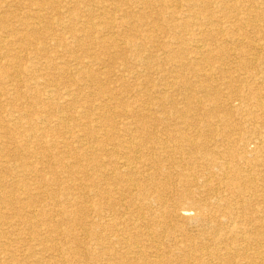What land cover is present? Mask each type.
I'll return each instance as SVG.
<instances>
[{"label":"bare ground","instance_id":"bare-ground-1","mask_svg":"<svg viewBox=\"0 0 264 264\" xmlns=\"http://www.w3.org/2000/svg\"><path fill=\"white\" fill-rule=\"evenodd\" d=\"M27 1L26 5L20 6L21 0H0V10L4 12L3 15H0V42L9 46L12 51L9 56L10 50L7 49L5 56L9 58L0 61V79L8 83V87H3V84H0V113L5 112L6 117L9 119V126H7L8 129L6 132L4 131V134L15 138L20 134L18 129H22L23 134H25V140L31 145L30 150L25 149V152L29 153V155L31 154V158H38L40 161L46 157L50 158V161L53 159L54 164L52 165L56 164L58 169L48 167L49 165L43 169L50 176V182H57L58 176L65 175L67 168L71 167L68 174L65 175L66 188H64L79 191L81 198H83L80 199L77 196L80 206L76 210L69 212L65 207H58L59 210H56L57 214L55 216L59 213L60 219H53L50 216L46 222L45 212L34 207V205L44 202L43 193H41L43 197H38L32 193V190H39L45 184L42 178L38 177L40 171L37 172L31 166L33 164L20 165L21 172H24V174L16 182H8L0 175V187H5L6 185L10 191L15 190L17 192L14 196L8 195L9 191L3 193L0 196V204L3 206L5 202L7 204L8 201H13L15 205V202L20 199H25L24 201H26L24 204L19 205L17 213L24 216L21 220L22 232H26L29 240H32V242L34 240L39 241V244L43 245L41 252H49L50 258L57 264H70L69 260L64 259L62 250H60L65 248L66 243L59 235L69 233L72 230L71 221L75 217L77 220H81L91 212L95 220L90 226L84 228L86 230L83 231V234L85 236L84 240L92 241L95 246V262L102 264H172L174 262L178 264H264V39L258 37L253 39L251 37L248 40L246 36L248 33L245 36L239 33L240 29L243 30V26H249L257 35H264V25H259L261 23L258 19L260 15H263L264 0H140L137 5H140L143 9L141 8L142 10L137 12V16H134L136 19L132 21L120 20L117 24L118 26L111 20L100 19L101 17L93 20L87 17L85 22L79 21L78 11L82 0H75L72 6L68 5V0H63L62 4L65 11L61 12V6L57 3V0ZM112 1L113 4L112 2L109 5L100 3L102 4L101 6L98 4L93 7L96 10L120 12L118 5L123 0ZM130 3L135 4V0H131ZM155 3L160 7H167L171 4H174L176 8L185 6L184 15L179 19L173 17L174 14L172 16L170 14V17L160 21V24L156 23V20L148 19L149 13L146 10L150 9L151 5L153 8L157 7V5H154ZM241 3H244V6L251 8V10L245 9L244 12H240L242 18H239L238 6ZM18 6L25 7L26 11H21V8L16 9ZM215 13H219L220 17H215ZM128 15L125 18L129 19ZM13 20L21 23L24 29L23 33H18L17 30L10 26V22ZM98 20H101L102 23L97 24ZM75 22L83 26L81 32L83 33L84 41L90 46L88 49L95 47L104 51L110 49L105 46L104 41H90L92 40L90 36H93L97 31L96 25L104 24L103 28L107 29L111 36L114 35L115 29L121 30L120 32H123V35L130 36L137 28H147L134 32L136 37H130V39L127 36V39H122L121 37L123 44L117 45L116 54L111 51V53L105 51L106 59L104 60L94 57L90 58L91 62L87 64L99 69V73H102L101 70L106 66V62L114 64V61L119 59L127 60L124 59L126 47L129 49L136 47L140 49L138 47L140 44H137L136 38L144 37L150 41L154 39L156 41L152 42L156 43L155 47L159 49L168 48V46L160 44V41L154 37V31L166 34L169 28L165 29L164 23L171 27L170 34L172 37L170 39L174 43V47L171 46V50L168 51L172 55L164 54V56L162 55L163 57H158L157 54L158 58L153 56L143 59H138V56L135 57L138 60L137 66L139 69H135L133 74L137 76L136 80L142 79L141 81H143L142 86L139 84L140 80L138 84L141 90L146 93H143L146 104H141L136 98L130 102L128 101L130 104L123 106L119 104L120 99L117 98L121 114L124 115L123 122L117 123L106 118L109 102L111 100L116 101V96H114L112 91L106 92L107 88L102 85L103 83L100 84L97 79L99 76L96 74V76H91V78L88 73L86 75L82 73L83 76L80 73L81 77L78 80L75 79V82L72 81L63 88L65 91L64 98L67 99L68 103L66 102L61 111L52 112L50 105L45 103H38L41 105L39 106L41 113L36 109L37 103H35L34 97L29 92L32 90L30 85L33 83L31 81L35 79L36 73L43 71V69L30 61L27 65H23L19 62V56L21 54L30 55L32 49L35 50L41 47L40 45L36 48L33 37L39 32L41 25L44 27L54 25L57 28L55 31H59L58 37L68 33L75 40V25L73 24ZM203 23H206V27H201L206 29L200 28ZM187 24L191 25V32H188L186 37L181 38L184 34L179 28L184 30ZM173 29L176 30L173 31ZM70 36L66 37V39H69L68 43L73 40ZM197 36L207 40L211 46L209 45L210 47L207 48V44H199L192 48V53L183 51L184 48L192 45ZM66 39L64 38L63 41ZM193 43H196V41ZM228 43L233 46L230 50L224 47V44L228 46ZM76 45L79 48L81 47L78 43ZM230 55L237 59V56H240L239 61L236 62V67L244 77L239 78L240 81L229 77L224 82L231 90L228 93L226 92L225 96L223 95V101H218L217 97L215 98L217 93L213 90L214 86L211 89L207 86L200 88L202 92L206 93L207 98L211 96L208 98L209 100L203 99L205 103H208L209 108L207 110H211L209 114L205 112L206 110L199 107L204 105L198 101L199 99L202 100V98L199 97V99L196 98L195 100L192 95L187 96L184 107H177L174 103H171V114H169L170 117L168 118L163 116V119L158 118L153 116V113H150V107L154 108L156 106L159 109L160 106V100L147 96V94L157 90L154 85H151V83L155 82H152L153 78L156 79L159 75L158 79L160 80L156 82L160 83L164 80L166 82L164 86L167 88L173 86L181 87V85L184 87L186 82L184 76H181L179 81L173 80V82H170L171 84H168V81L163 79L162 74H159L163 72L162 70L158 71L160 66L152 64L153 61L162 59L163 65L174 63L176 65L175 69L181 68L180 70L184 71V65L191 62L189 57H193L192 62L194 61L201 68H205L207 63L221 61L223 57ZM24 59L27 60V58ZM49 60L50 58L48 57L46 62L51 65L52 60L50 61L51 63ZM80 64L79 66H81ZM211 64L213 65V63ZM124 65L127 67V64ZM213 67H216V65ZM62 73L66 74L64 69ZM110 73H112V70H106L101 76H107ZM165 73L168 74L166 71ZM25 75H28L27 80L24 78ZM204 77L211 78V73L204 75ZM245 78L250 81H245ZM86 79H92L93 98L98 96L103 99L104 94L108 96L104 97L103 104L92 103L93 107L101 105L98 107L100 112L97 118H90L92 114H88V110L85 109L84 111L88 113L83 110L80 112L85 113L84 121L80 123L76 120L77 123L75 124L73 119L71 120L73 115L71 117L69 115L73 109L70 106L79 100L82 101L83 97L87 98V101L89 97H92L89 96L91 90L85 93L81 90V86H83ZM58 81L60 82L61 80ZM234 82H237L238 85L233 90L232 83ZM75 84L77 85L75 86ZM251 84L258 86L254 85V88H251L249 87ZM119 85L120 87L123 86L122 84ZM22 87L25 92L19 91ZM183 87L182 89H184ZM246 87L248 88V93L243 95L240 90H244ZM6 99L10 100L7 110H5V104L2 103ZM166 101L169 100L167 99ZM233 103H236L235 110L232 108L235 105ZM248 104L254 105L257 111L256 115L251 112L250 114L248 113ZM128 107L130 108L128 109ZM158 109L157 113H160ZM241 111L248 114L252 118L253 123H258V125H254V133L251 134L254 140H251V137L250 139L245 138L246 135L239 139L233 138V132L239 126L237 123L234 125L232 123L233 126L232 128L230 127L232 132L227 128L229 124L227 121L230 120L231 112L240 113ZM215 112L221 115L214 121ZM249 121L251 120L247 122ZM37 123L43 126L39 128V126L34 125ZM31 124L34 126L31 127ZM91 124L96 127L93 131L95 133L86 132L88 125ZM72 125H75L74 128L78 127L80 133L74 134ZM36 129H42L43 133L38 132ZM120 130L125 135V139L115 136L117 135L115 131ZM56 133L60 136L56 137ZM67 138L71 139V141L73 140L75 144L66 142ZM57 139H62L63 142ZM38 140H42L46 144L50 143L48 145L50 148H56V144H61L64 152L71 153V157L67 156L65 161H60L58 158L53 157L51 155L52 152L50 153L47 149L38 151L40 147L38 148L35 145L39 142ZM225 140L227 143L225 142L224 144ZM14 144L16 146V142ZM38 146L41 145L38 144ZM11 152L13 151L1 145L0 141V159H2L1 154L7 155V153ZM100 152H105L106 155H104L106 157H101L103 155H100ZM59 155L62 156L61 154ZM69 159L73 160L74 165L71 164L73 166H65L70 161ZM198 160L199 162L197 163L196 161ZM165 163L168 168L165 167ZM35 165L38 164L36 163ZM89 171L95 175L93 178L95 180L87 184L90 188L86 189L84 188L86 177L81 176V180L75 178L78 180L75 181L74 175L77 172L85 175ZM71 175L73 176L71 177ZM159 175L163 177L162 180L155 182L156 177ZM26 176H32L33 179L29 181ZM48 193L49 195H54L51 191ZM57 197L59 196L57 195ZM48 198H51V196H48ZM3 208L6 211L10 210L12 213L11 208ZM4 210L0 213V223L6 220ZM13 210L15 211L14 208ZM187 224L198 226L207 235L204 236L203 234L195 238L190 237L184 228ZM43 230L44 233H42ZM45 233L47 234L44 235ZM7 234L0 228V235L5 239L16 236V240L19 241L15 242L13 240L16 244L25 242L19 233L12 234L11 237H8ZM229 238V242L223 244ZM56 241L59 243L57 244ZM195 241L200 244L197 245ZM11 242L10 244H12ZM48 242L52 243L51 248H48ZM211 248L213 249L211 250ZM0 250H3L2 245H0ZM26 250L28 251V256L24 257V254L20 256L22 258L21 263L29 261L30 264H53L51 259L45 261L40 256L41 254L35 256V253H32L29 248ZM15 252L16 250H7V252L3 253L13 261L16 257ZM77 253L79 254V252ZM18 254H21L20 251ZM69 254L70 256L76 255L73 251H70V248Z\"/></svg>","mask_w":264,"mask_h":264},{"label":"rangeland","instance_id":"rangeland-1","mask_svg":"<svg viewBox=\"0 0 264 264\" xmlns=\"http://www.w3.org/2000/svg\"><path fill=\"white\" fill-rule=\"evenodd\" d=\"M69 1V6H72L73 3H75V0H68ZM67 1V3H68ZM108 1V2H107ZM131 0H123L121 3H119V10L120 12H111L108 11V10H102V9H99V10H96L95 7L93 6H96V5H109L113 4V1L112 0H82L80 1V4H79V11H78V18H79V21L81 22H85L86 18L88 17V19H94V18H100V19H108V21H112L115 23L116 26H118V22H120V20L122 21H132L133 19L135 20L136 18H134V16H137V12H140L143 8L140 6V5H137V3H139L140 0H135V4H131L130 3ZM21 5L20 6H24L27 4V0H21ZM63 0H57V3H59V5L61 6V11H65L64 10V7H63V4H62ZM83 2V3H81ZM95 2V3H94ZM91 3V4H90ZM102 3V4H100ZM154 5H157V3H155ZM18 6V8L16 9H20L21 8V11H26V8L25 7H20ZM171 6V7H170ZM63 7V8H62ZM159 7V8H158ZM242 7V8H241ZM93 8V9H92ZM142 8V9H141ZM179 8V9H178ZM238 11H239V18H242L240 12H244V10H251V8H247L244 6V3H241L239 6H238ZM168 9V10H167ZM149 13V17L148 19H151V20H156V23H159L160 24V21L164 20V19H167L169 18L170 14L171 16L173 15V17L175 18H181L183 17L184 15V11H185V6H182V7H177L174 6V4H171V5H168L167 7H160L157 5V7H152L151 5V8L150 9H146ZM154 10V11H153ZM157 10V11H156ZM164 10V12H163ZM123 11V13H122ZM171 11H174V12H171ZM178 13H176V12ZM90 12V13H89ZM162 12V13H161ZM262 12V11H261ZM4 12H2L0 10V15H3ZM128 13V14H126ZM164 13V14H163ZM169 13V14H168ZM117 14V15H116ZM120 14V15H119ZM122 14V15H121ZM100 15V16H99ZM103 15V16H102ZM110 17H109V16ZM128 15L127 17L128 18H125V16ZM176 15V16H175ZM112 16V17H111ZM122 16V17H121ZM115 17V18H113ZM215 17H220V14L219 13H215ZM84 20H83V19ZM119 18V19H118ZM82 19V20H81ZM116 19V20H115ZM259 21L261 24L259 25H264V11H263V15H260L258 17ZM98 23H102L101 20H98L97 21V24ZM75 25V33H74V38L75 40L70 36V34L68 33H64L62 34L61 37H58V34H59V31H55V29H57L54 25L52 26H48V27H44V26H40L41 29L39 30V32L34 35V44L37 46L36 48H38V46L41 45L40 48L38 49H32L31 52H30V55H23L21 54L19 56V62H21L23 65H27L28 62H32L34 65H36L37 67H40L43 69V71L39 72V73H36V76H35V79L31 82H33L31 85H30V88L32 89L30 92V94H32V96L34 97V101L35 103H37V106H36V109L39 113H41V110H39V105L38 103H45V104H48L50 105V108H52V112H56V110H59L61 111L62 108L66 105V102H67V99L64 98L65 96V91L63 90V88H65L67 85H69L72 81H76L78 80L81 76H83L82 73H88L89 76L91 77H94V76H99L97 79L98 81L100 82V84L102 85H105L104 87L107 88L106 89V92L107 91H112L114 93V96L116 101L115 100H111L109 102V109L107 111V114H106V118L111 120V121H115L117 123H120V122H123L124 121V115L121 114V110L119 109V104L123 105V106H126L128 104H130L129 102L131 100H135L136 98L138 99V101H140L141 104H146V100H145V97L143 98V91L141 90V88L139 87V84L140 86H142L141 84H143V81H141L142 79H138L136 80V75H134V70L136 69H139V67L137 66V59L135 58L136 56H138L139 58L138 59H143L145 57L147 58H150V57H153V56H156V58L158 57H163L164 54L165 55H172L168 50H171V46L174 47V43L171 41V37L172 35L170 34V30H171V27L170 25L168 26V24H165L164 23V28L167 29L169 28V31L166 32V34H162L161 32H158V31H154V37L158 39V41H160V44H163L164 46H168V48H162V49H159L156 46V43H153L152 41H156L154 39H152V41L148 40V39H145L144 37H140V38H136L137 39V44H140L138 47H140V49H138L137 47L136 48H132V49H129L128 47H126L125 49V58L124 59H127V60H116L114 61V64L113 63H109V62H106L104 66V68L101 70L102 73H99V69H97L96 67H93V65L90 66V64L88 65L87 63L91 62V60H89L90 58L94 57V58H97V59H106L105 57V51L106 52H113L114 54H116V50H118V46L117 45H121L123 44L122 42V39H127V37L130 39V37H136L135 36V33L134 32H139L140 29H147L146 27H140L135 29L134 32H132V34L130 36H127V35H123V32H120L118 29H115V33L114 35H110V33L107 32V29H104L103 25H96V29L97 31L93 34V36H90V38H92V40H90L91 42H95V41H104L105 42V46L106 47H109L110 49L108 50H98L96 49L95 47H92V49H88L90 48V46L87 45V42L84 41V37L82 36L83 33L81 32L83 26H81L80 24H77V22L73 23ZM10 26H12L13 29L17 30L18 33H23L24 29H23V26L21 25V23L17 22L16 20H13L12 22H10ZM98 26V27H97ZM191 25L187 24V27L183 30L181 28H179V30L184 34L183 36H181V38H184V36L186 37L187 36V33L188 32H191L190 29H192L190 27ZM198 26V25H197ZM206 27V23H203L200 25V28L201 29H206V28H202V27ZM99 28V29H98ZM249 28V29H248ZM73 29V30H74ZM95 29V30H96ZM177 29V28H176ZM176 29H173V31H175ZM78 30V31H77ZM104 30V31H103ZM138 30V31H137ZM186 30V31H185ZM244 30V31H243ZM243 30L240 29V32L241 35H246L248 33V35H246L248 37V40L251 39V37L253 39H255L254 37H258V38H262L264 39V35L260 34L257 35L256 33H254L253 29L250 28L249 26H243ZM252 30V31H251ZM78 33H77V32ZM80 31V32H79ZM119 31V32H118ZM242 31V32H241ZM99 33V34H98ZM105 33V35H104ZM47 35V36H46ZM96 35V37H95ZM102 35V36H101ZM110 35V36H109ZM41 36V37H40ZM71 37L72 39V42L71 43H68L69 42V39H66V37ZM127 36V37H126ZM250 36V37H249ZM112 37V38H111ZM122 37V39H121ZM64 38L66 39L65 41ZM31 39V38H30ZM109 39V40H108ZM114 39V40H113ZM58 40V41H57ZM60 40V41H59ZM77 40V41H76ZM107 40V41H106ZM36 41V42H35ZM118 43H116V42ZM174 41V40H173ZM196 43H193L195 42ZM55 42V43H54ZM59 42V43H57ZM108 42V44H107ZM115 42V43H114ZM152 42V43H151ZM176 42V41H174ZM192 42V45H189L187 46L186 48L183 49V51L185 52H188V53H192L191 51L192 48H194L196 45H199V44H207L206 47H210L211 45L209 44V42L207 40H204L202 38H199L198 36L195 37V40ZM61 43V44H60ZM76 43L79 44V46H81V50H79L80 48L76 45ZM113 45H112V44ZM120 43V44H119ZM211 43V42H210ZM155 44V45H154ZM64 45V47H62ZM110 45V46H109ZM210 45V46H209ZM226 48H228V50L232 49L233 46L232 44H229L228 43V46L226 44H224ZM3 46V47H2ZM52 46V47H51ZM75 46V47H74ZM151 46V47H150ZM232 46V47H231ZM77 47V48H76ZM2 48V49H1ZM61 48V49H60ZM83 48V49H82ZM128 48V49H127ZM10 50L11 48L9 46H6V44L4 43H1L0 42V61H3L5 58H9L8 56H5V52ZM96 49V50H95ZM64 50V51H63ZM84 50V51H83ZM87 50V51H86ZM92 50V51H90ZM115 50V51H114ZM139 50V51H138ZM55 51V52H54ZM73 51V52H72ZM111 51V52H110ZM132 51V52H131ZM158 51V52H157ZM168 51V52H167ZM233 51V50H232ZM89 52V54H88ZM102 52V53H101ZM136 52V53H135ZM160 52V53H159ZM12 51L10 50L9 52V56L11 55ZM98 53V54H97ZM104 53V54H103ZM135 53V54H134ZM43 54V55H42ZM49 54V55H48ZM53 54V55H52ZM61 54V55H59ZM63 54V55H62ZM68 54V55H67ZM86 54V55H85ZM88 54V56H87ZM141 54V55H140ZM157 54H158V57H157ZM42 55V56H40ZM72 55V56H71ZM163 55V56H162ZM25 56H28V57H25ZM100 56V57H99ZM129 56V57H128ZM144 56V57H143ZM2 57V58H1ZM50 58L49 62L51 63L48 64L46 62V59L47 58ZM233 57V58H232ZM238 59L234 56H228V57H223L221 61H214V62H210V63H207L206 67L205 68H201L199 64H197L196 62H192L193 60V57H189V60L191 59V62L190 64H187V65H184L183 67V70L184 71H181L180 69L181 68H176V65L174 63H169V64H165L163 65V61L162 59H157L155 61H153L152 64H154L155 66H160V68H158L160 70H162L163 72L162 73H159V74H162V76L164 77L163 79L167 80L168 81V84H171L170 82L173 80L175 81H179V78L181 76H184V78L186 79V82L184 83L185 86L183 87L181 85V87H165L164 84L166 83L164 80L161 81L160 83H157L158 79L160 76L158 75V77L153 78L152 82L154 83H151V85H154L156 87L157 90L153 91V93L151 94H147V96H151L153 98H155V100L157 99L159 102H160V106H159V109L156 108V106L153 107H150L151 110H150V113H153V116L155 117H158V118H162L163 117H170L169 114H171V110H170V104L171 103H174L175 106L177 107H184L185 105V101H186V98L188 95H192V97L196 100L199 99V97L202 98L199 99L198 101H200L202 104L204 105H201L199 106L200 108H203L204 110H206L205 112H211V110H207L209 107H208V103H205L204 100H209L208 98H210L211 96H209L207 98L206 96V93L202 92L201 91V87H205L207 86L208 88H212L213 86V90L215 91V93H217V95L215 96L216 99H218V101H223V95L225 96L229 90H231L229 88V86L227 87L224 82H226L229 77H231L233 80H237V81H240L239 78H242L244 76H242V73L240 70L237 69L236 67V62L239 61V58L240 56H237ZM24 58H27L24 59ZM46 58V59H45ZM74 58V59H73ZM83 58V59H82ZM171 58V57H170ZM230 58V59H229ZM29 59V60H28ZM225 59V60H224ZM235 61H234V60ZM38 60V61H37ZM88 60V61H87ZM233 60V61H232ZM58 61V65L56 64V62ZM62 61V62H61ZM74 61V62H73ZM136 61V62H135ZM224 61V62H223ZM226 61V62H225ZM232 61V62H231ZM78 62V63H77ZM83 62V63H82ZM218 62V63H217ZM81 63V64H80ZM136 63V64H135ZM213 63V65L211 64ZM48 64V65H47ZM79 64L81 66H79ZM118 64V65H117ZM124 64H127V67L124 65ZM162 64V65H161ZM211 64V65H210ZM228 66H227V65ZM104 65V64H103ZM122 65V66H121ZM191 65V66H190ZM214 65H216V67H213ZM221 65V67H220ZM230 65V66H229ZM44 66V67H43ZM110 66V68H108ZM220 68H219V67ZM91 67V68H90ZM93 67V68H92ZM107 67V68H106ZM208 67L210 68L208 70ZM81 68V69H80ZM112 68V69H111ZM8 69H10L8 67ZM65 70V73H62V70ZM77 70V71H76ZM79 70V71H78ZM84 70V71H83ZM110 71L112 70V73H110V75L108 74L107 76H101L105 71ZM128 70V71H127ZM168 73L166 74L165 71ZM195 70V71H194ZM202 72H201V71ZM67 71H68V74H67ZM76 73V76L74 74V72ZM88 71V72H87ZM189 71V72H188ZM212 71H214L212 73ZM228 71V72H227ZM231 71V72H230ZM10 72V71H9ZM43 72V73H42ZM62 74H60V73ZM70 72V74H69ZM98 72V73H97ZM80 73H81V76H80ZM181 73V74H180ZM201 73V74H200ZM208 73H211V78H206L204 77V75H208ZM235 73V74H234ZM12 74V72H11ZM64 74V75H63ZM79 74V75H78ZM94 74V75H93ZM96 74V75H95ZM118 74V76L116 77V75ZM212 74H215V75H212ZM227 74V75H226ZM63 75V76H62ZM66 75V77H64ZM122 75V76H121ZM126 75V76H125ZM226 75V76H225ZM236 75V77H235ZM23 76V75H22ZM61 76V77H59ZM114 76V77H113ZM131 76V77H129ZM189 76V77H188ZM200 76V78H199ZM214 76V77H213ZM70 77V78H69ZM91 77V78H92ZM124 77H126L124 79ZM202 77V78H201ZM226 77V78H225ZM228 77V78H227ZM1 78V77H0ZM24 78L27 80L28 78V75H25ZM69 78V80H68ZM205 78V79H204ZM216 78V79H215ZM220 78V79H219ZM56 79V80H55ZM67 79V80H66ZM76 79V80H75ZM106 81H105V80ZM128 79V80H127ZM144 79V78H143ZM208 79V81H207ZM224 79V80H223ZM58 80H61L60 82ZM104 80V81H103ZM141 82H140V81ZM202 80V81H201ZM245 81L246 80H249L248 78H245L244 79ZM7 81V80H6ZM49 81V82H48ZM92 79H86L83 86H81V90L83 93L87 92L88 90L90 91L91 90V94L89 93V96H92L94 94V91L93 89L91 88L92 86V83H91ZM138 81H139V84H138ZM193 81V82H192ZM196 81V83H195ZM201 81V82H200ZM211 81H214V82H211ZM216 81V82H215ZM250 81V80H249ZM55 82V83H54ZM207 82V83H206ZM3 84V87H8V83H5V81H1L0 79V84ZM53 83V84H52ZM91 85H90V84ZM105 83V84H104ZM204 85H203V84ZM50 84V85H49ZM114 84V85H113ZM119 84H122L123 86L120 87ZM197 84V85H195ZM57 86L54 88V86ZM77 84H75L76 86ZM85 85H89V86H85ZM111 85V86H110ZM116 85V86H115ZM225 85V86H224ZM238 85L237 82H234L232 83V89L234 90L235 88ZM256 87L258 85L254 84ZM254 85L251 84V88H254ZM107 86V87H106ZM171 86V85H169ZM223 86V87H222ZM253 86V87H252ZM45 87V88H44ZM53 87V88H51ZM120 87V88H119ZM182 87L184 89H182ZM188 87V88H187ZM217 87V89H216ZM222 87V88H221ZM228 90H227V88ZM85 88H88V89H85ZM117 88V89H116ZM136 89V92H135V89ZM219 88V89H218ZM145 89V88H143ZM170 89V90H169ZM134 90V91H133ZM138 90V91H137ZM185 90V91H184ZM192 90V91H191ZM198 92H197V91ZM219 90V92H218ZM248 88H244V90H240L242 92L243 95H245L246 93H248ZM19 91H24L25 92V89L22 87L19 89ZM53 91V92H52ZM117 91V92H116ZM120 91V92H118ZM141 91V92H140ZM159 91V93H158ZM182 91V92H181ZM190 93H189V92ZM201 91V92H200ZM24 92H21V93H24ZM93 92V93H92ZM180 92V93H179ZM194 92V93H193ZM227 92V93H226ZM124 93V94H123ZM134 95H133V94ZM182 93V94H181ZM187 93V94H186ZM203 93V94H202ZM146 94V93H144ZM167 94V95H166ZM201 94V95H199ZM222 94V95H221ZM125 97H121V96ZM156 95V96H155ZM181 97H180V96ZM88 96V97H89ZM108 96V95H107ZM105 94H104V97H107ZM164 96V98H163ZM94 96L92 97H89L88 101H87V98L85 97H81L82 98V101L79 100L77 103H75L74 105H71L70 107L73 108L71 110V114L70 117H71V120L73 119V123H77L81 121H84L83 118L85 116V113H88V114H92L90 116V118H97L99 116V112L100 110L98 109L99 106L101 105H97L95 107H93L92 105L93 104H103V99H105L104 97H102L103 99L99 98L98 96L93 98ZM121 97V98H120ZM141 97V98H140ZM79 98V99H81ZM91 98V99H90ZM119 98L120 100V103L118 104V99ZM220 98V99H219ZM44 99V100H43ZM95 99V100H94ZM142 99V100H140ZM165 99V100H164ZM169 100V101H166V100ZM192 99V100H194ZM204 99V100H203ZM222 99V100H221ZM43 100V101H42ZM91 100V101H90ZM166 102H164V101ZM180 100V101H179ZM191 100V101H192ZM84 101V102H83ZM85 101H87L85 103ZM129 101V102H128ZM174 101V102H173ZM204 101V102H203ZM9 102V103H8ZM123 102V103H122ZM2 103L5 104V110H7L9 108V104H10V100H5L4 102L2 101ZM68 103V102H67ZM93 103V104H92ZM86 104V105H85ZM165 104V105H164ZM235 104V105H233ZM232 105V108L235 110V106H236V103H233ZM83 105V106H81ZM89 105V107H88ZM169 105V106H168ZM20 106V105H19ZM18 106V107H19ZM88 107V108H87ZM97 107V108H96ZM114 107V108H112ZM144 107V106H143ZM161 107V108H160ZM84 108V109H83ZM112 108V109H111ZM130 107H128L129 109ZM250 108V110H249ZM252 108V109H251ZM85 109L88 110V112L84 111ZM157 109H158V112L160 113H157ZM84 111L85 113H80L81 111ZM90 110V111H89ZM114 110V112H113ZM117 110V111H116ZM118 110H120L118 112ZM74 111V112H73ZM116 111V112H115ZM248 113L250 114L251 113H254V115H256L257 111L256 109L254 108V105L252 104H248ZM73 112V113H72ZM76 113V114H74ZM110 113V114H109ZM120 113V114H119ZM163 113V115H161ZM232 114L229 116V121H227L229 124L227 125V128L231 131V128L234 124L237 123V130H235L233 133V138L235 137V139H239L240 137H243L245 136V138H248L250 139L251 137V140H254L252 138V135L254 133V125H258V123H253L252 122V118L249 117L248 114H246L245 112H240V113H235V112H231ZM158 114V115H157ZM160 114V115H159ZM221 114L220 113H217L215 112L214 114V121L217 120V117L220 116ZM239 115V117H238ZM0 116L1 117V123H0V141H1V145L5 146L8 150H11L13 152L11 153H7L6 154H1L2 156V159H0V175L4 177V179L8 182H13V181H17L19 179V177L24 174V172H21V167L20 165H31L32 167L35 168V170H37V172L40 171V174L38 175V177L42 178L43 182L45 183L41 189L39 190H32V193H34L36 196H40V197H43L44 199V202L42 201L41 204H36V206L34 205V207L37 208V210H43L46 214V222L49 220L50 216L51 218L53 219H60L59 217V213L57 216H55L57 213H56V210H59V208H63L65 207L66 210H68L69 212L70 211H74L76 210V208L78 206H80V204H78V200H77V196L80 197V199H83L81 198V194L79 191L77 190H69V189H65L66 188V185H65V175L68 174V172L70 171V168H67V172L65 173V175H59L58 177V180L57 182H50V176L48 175L47 172L43 171L44 167L48 166V167H53L55 169H58V167L55 165H52L54 164V161L52 159V161H50V158H42L43 160L40 161V159L38 158H31V154L29 155V153H26L25 152V149H29L30 150V143L27 142L25 140V134H23V130L22 129H18L19 131V135L15 138H11L10 136H7L4 134V131L6 132V130L8 129L7 126H9V119L6 117V113H0ZM163 116V117H162ZM207 117V116H206ZM205 117V118H206ZM241 117V118H240ZM243 118V119H242ZM70 120V121H71ZM77 120V121H76ZM91 120V119H90ZM248 120H251L249 122H247ZM8 121V122H7ZM234 121V122H233ZM243 121V123H242ZM6 122V123H5ZM233 123V125H232ZM4 124V126H3ZM252 124V125H251ZM26 125V124H25ZM24 125V127H25ZM34 125H37V127L39 126L42 127L43 125L41 124H34ZM33 124H31V127L34 126ZM52 127V125H50ZM73 128H72V132L75 134V133H80V131L78 130V127L74 128L75 125H72ZM88 129L86 130V132L88 131H91L90 133H95L93 132L95 130V125L94 124H91V125H88ZM245 126V128H244ZM231 127V128H230ZM27 128V127H26ZM240 129V130H239ZM38 132H42V129H36ZM74 130H76L74 132ZM243 130V131H242ZM10 131V130H9ZM121 131V130H120ZM115 131V133L117 135L115 136H118L119 138L121 137V139H125V135L122 133V131ZM232 132V131H231ZM236 132V133H235ZM43 133V132H42ZM121 133V134H120ZM45 134V133H44ZM121 136H120V135ZM238 134V135H237ZM56 137H59L60 135H58L56 133L55 135ZM237 136V137H236ZM20 141H19V140ZM55 140V138H53ZM59 140L60 142H63L62 139H57ZM221 140V139H220ZM39 142H37L35 145H37V147L39 148L38 151H42V150H45L47 149L48 151H50V153L52 152V156L53 157H56L58 158V160L60 161H65L67 156H70V154L64 152V150L62 149L61 147V144H56L57 147L56 148H53L50 146H48L50 143L46 144V143H43L42 140H38ZM71 139H68L66 140V142H68L69 144H75V142H73V140L71 141ZM14 142H16V146L14 144ZM90 142V140H89ZM226 140L223 142L225 144ZM43 143V144H42ZM67 143V144H68ZM227 143V142H226ZM38 144H40L41 146H38ZM46 144V145H45ZM60 146V147H59ZM9 147V148H8ZM24 150V151H23ZM23 151V152H22ZM57 151V152H55ZM20 154H19V153ZM22 153H23V156H22ZM19 154V155H18ZM58 154V155H57ZM59 154H61L62 156H60ZM68 154V155H66ZM106 155L105 152H100V155H103L101 157L104 158V156ZM64 155V156H63ZM22 156V157H21ZM27 157V158H26ZM50 157V156H49ZM61 157V158H60ZM71 157V156H70ZM106 157V156H105ZM9 158V159H8ZM25 158V159H24ZM11 160V161H10ZM46 160V161H45ZM70 160V159H69ZM49 161V162H48ZM14 162V163H13ZM26 162V163H25ZM52 162V163H51ZM197 163L199 162L196 161ZM201 162V160H200ZM20 163V164H19ZM38 164V165H35V164ZM69 163V164H68ZM5 164V165H4ZM12 164V165H11ZM43 164V165H42ZM47 164V165H46ZM73 164L74 165V162L73 160H70L69 162L66 163L65 166H73L71 165ZM14 165V166H13ZM41 165V166H39ZM52 165V166H51ZM233 165V164H232ZM37 166V167H36ZM168 165H166L165 163V167H167ZM13 167V168H12ZM39 167V168H38ZM41 167V168H40ZM7 168H10V169H7ZM19 169V170H18ZM4 170V171H3ZM6 170V171H5ZM42 170V171H41ZM18 171V172H17ZM59 171V170H58ZM21 172V173H20ZM6 173V174H5ZM15 173V174H14ZM46 173V174H45ZM90 173V174H89ZM9 174V175H8ZM14 174V175H13ZM74 175V174H73ZM71 175V177L73 176ZM86 177V181H84V188H90V186L87 184L93 182V178L95 177L94 174H92L90 171L87 172V174L85 175H82L80 172H77L75 173L74 175V180L75 181H78L79 179L81 180L82 177ZM7 177V178H6ZM27 179L30 181L31 179H33L32 176H26ZM61 177V178H60ZM77 178V179H75ZM162 176L159 175L156 177V180L155 182L159 181V180H162ZM61 179V180H60ZM48 180V181H47ZM90 181V182H89ZM86 184V185H85ZM65 185V186H64ZM65 187V188H64ZM47 188V189H46ZM7 191L8 192V195L10 196H14L15 194H17V192L14 191H10L9 188L5 185L4 186H1L0 187V196L3 194V193H6ZM46 191V192H45ZM52 192L54 195H49L48 192ZM71 192V194H70ZM43 193V196L42 194ZM58 193V194H57ZM76 194V195H75ZM78 194V195H77ZM51 198H48V196ZM57 195L60 197H57ZM70 195V196H69ZM62 197V198H61ZM91 197V196H89ZM22 198V197H21ZM50 200V203H49V200ZM59 199V200H57ZM25 199H20L18 200L17 202H15L16 204L14 205V202L13 201H8L7 204L6 202L4 203V205L2 206L0 204V213H2L1 211L4 210L3 207H5L6 209L8 208H11L12 210V213L10 212V210L6 211L4 210V214H6V220L5 222L3 223H0V228L2 231L8 233L7 236L8 237H11L12 234H15V233H19L21 234V238L23 239V241L25 242H21L19 244H16L15 242H19L16 240V236H12L10 239H5L2 235H0V245L3 246V250L1 251L0 250V264H4V263H8V264H27L30 262L28 261L27 263H21V257L23 254L24 257H26V255L28 256V251L26 250L27 248H29L32 253H35L34 255L35 256H38L40 255L45 261H49L50 258V255H49V252H46V253H43L41 252V249L43 248V245L39 244V241L37 240H34L32 242V240H29L27 234L25 231L22 232V223H21V220L24 218V216L20 213H17V210L19 208V205H22L24 204L26 201H24ZM47 200V201H46ZM57 200V201H56ZM24 201V202H23ZM13 202V203H12ZM21 202V203H20ZM52 203V204H51ZM49 207V208H48ZM59 207V208H58ZM3 208V209H2ZM13 208L15 209V211L13 210ZM46 209V210H45ZM70 209V210H69ZM52 214H51V213ZM14 214V215H13ZM11 215V216H10ZM16 216V217H15ZM21 216V217H20ZM89 216V217H88ZM21 218V219H19ZM48 219V220H47ZM75 219V220H74ZM73 219V221H71V225H72V230L69 232V233H63V234H60L59 237L62 238V240L66 243V246L65 248L63 249H60L62 250L61 252L63 253V257L64 259H67L69 260L68 262L70 264L72 263H75V264H102L100 262H95V258H94V248L95 246L93 245L92 241H87V240H84L85 239V236L83 234V231L86 230L84 228L88 227L91 225V223L94 222L95 218H94V215H92L91 212H89L87 214V216L81 220H77L76 217ZM18 220V221H17ZM20 220V221H19ZM90 221V222H89ZM7 223V224H6ZM82 223V224H81ZM4 224V225H3ZM19 225V226H17ZM81 227V228H80ZM8 228V229H7ZM64 228V227H62ZM76 228V229H75ZM187 234L190 236V237H198L199 235H207L206 233H203V231L198 227V226H195L194 224H187L184 226ZM18 230V231H17ZM197 230V231H196ZM79 232V233H78ZM42 233H44V230L42 231ZM82 233V234H81ZM47 233H45L44 235H46ZM10 235V236H9ZM27 236V237H26ZM43 236V235H42ZM82 236V237H81ZM26 238V239H25ZM4 240V241H3ZM15 242H14V241ZM194 240V239H192ZM191 240V241H192ZM230 238L226 241H224L223 244H226L227 242H229ZM8 241V242H7ZM13 241V242H11ZM28 241V242H27ZM41 241V240H40ZM10 242L12 244H10ZM197 241H195L196 243ZM37 245H36V244ZM56 243L58 244L59 242L56 241ZM83 243H86V244H83ZM7 244V245H6ZM35 246H33V245ZM197 245H199L200 243H196ZM6 245V246H5ZM79 245V246H78ZM21 246V247H20ZM68 246V247H67ZM52 247V243L48 242V248H51ZM22 248V249H21ZM32 248V249H31ZM69 248H70V251H73L76 255L75 256H70L69 254ZM76 248V249H75ZM91 248V249H90ZM19 249L20 253L21 254H18L19 251H17ZM83 249V250H82ZM213 248H211L212 250ZM8 251H13V250H16V254L15 253H12V254H15L16 257H15V260H11V258H8L4 253ZM23 250V251H22ZM88 250V252H87ZM22 251V252H21ZM27 251V252H26ZM84 251V252H83ZM4 252V253H3ZM79 252V254L77 253ZM93 252V253H92ZM87 253V255H86ZM93 254V255H92ZM48 255V256H47ZM6 256V257H5ZM68 257V258H67ZM73 259H71V258ZM75 257V259H74ZM78 257V258H77ZM7 258V259H6ZM77 258V260H76ZM80 258V259H79ZM84 258V259H83ZM71 259V260H70ZM91 259V260H90ZM174 259V258H173ZM2 260V261H1ZM52 263L53 264H57V262H54L52 259H51ZM176 261V260H174ZM172 264H178L176 262L172 263Z\"/></svg>","mask_w":264,"mask_h":264}]
</instances>
